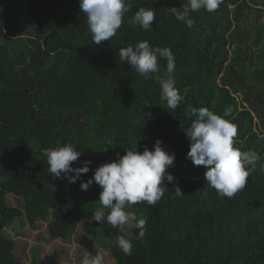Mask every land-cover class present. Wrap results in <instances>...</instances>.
I'll return each mask as SVG.
<instances>
[{
	"label": "trees",
	"instance_id": "16d2710c",
	"mask_svg": "<svg viewBox=\"0 0 264 264\" xmlns=\"http://www.w3.org/2000/svg\"><path fill=\"white\" fill-rule=\"evenodd\" d=\"M186 2L126 0L131 9L116 36L96 45L79 0H0V264L20 261L4 231L24 219L36 228L52 212L58 217L47 223L50 240H69L82 223L116 264H264V132L256 120L264 122V0H222L213 13L192 12V28L169 11ZM140 7L156 10L151 30L131 25ZM144 40L174 54L182 96L175 110L161 100L158 81L119 58L120 48ZM158 64L166 69L165 59ZM192 107L221 116L231 109L234 146L260 157L232 198L218 195L205 168L186 159ZM157 140L175 154L167 169L174 182H164L155 205H126L146 219L144 238L137 239L135 222L130 237L122 226L94 221L97 210L106 217L108 209L99 202L101 188L82 191L81 182L117 153L145 145L151 151ZM66 143L82 153L72 167L91 161L74 184L48 172V150ZM117 236L132 242L131 255L117 247Z\"/></svg>",
	"mask_w": 264,
	"mask_h": 264
},
{
	"label": "clouds",
	"instance_id": "9594fccd",
	"mask_svg": "<svg viewBox=\"0 0 264 264\" xmlns=\"http://www.w3.org/2000/svg\"><path fill=\"white\" fill-rule=\"evenodd\" d=\"M221 2L222 0H187L180 8L174 7L169 11L177 21L192 28L195 24L191 18L192 12L203 9L213 13ZM79 8L87 18L93 44L99 45L116 36L131 5L126 0H79ZM155 20L154 8L140 7L132 17L131 25H138L147 31L151 30ZM118 54L122 62L126 61L145 80L154 79L159 82L160 98L168 108L175 110L179 106L182 96L176 87L175 57L170 48L152 47L144 40L120 48ZM159 59L166 60V69L159 67ZM190 111L194 119L184 130L190 149L186 159L194 166L205 168L206 183L218 195L232 198L246 187L250 172L260 157L252 150L241 151L234 146L238 128L233 121L226 119L231 109H227L223 116L207 107H192ZM161 145L162 141L157 140L151 151L145 145L143 152L137 151L136 147L124 150L125 154L122 156L117 153L115 160L99 166L90 179L81 182L82 191H87L93 183L101 188L99 202L108 209V214L105 217L103 211L97 210L94 221L102 223L106 219L113 228L135 222L134 226L139 230L137 239L144 238L146 219L138 218L134 211H126V205L139 202L155 205L167 189L164 182H174V177L167 169L174 166L175 154L166 152ZM81 155V151H77L71 143L49 149V174L55 178L67 179L69 183H76L82 174L90 171L91 166V161H84L82 166L72 167L74 162H79ZM175 195H183L178 185L175 187ZM116 245L125 255L132 254V242L124 236L116 237ZM80 264H104V256H92L85 251Z\"/></svg>",
	"mask_w": 264,
	"mask_h": 264
},
{
	"label": "rangeland",
	"instance_id": "374dc122",
	"mask_svg": "<svg viewBox=\"0 0 264 264\" xmlns=\"http://www.w3.org/2000/svg\"><path fill=\"white\" fill-rule=\"evenodd\" d=\"M260 18V23H263ZM248 26L255 27L254 12L249 14ZM253 34V32H252ZM240 99V97H239ZM260 117H256L259 122L260 129L264 132V122L260 121ZM164 150L167 148H163ZM8 202L12 206H21V201L13 196H8ZM58 217L55 213H51L48 222ZM46 221L37 222L36 228L28 225L26 219L22 223L14 225L4 231V236L16 242V254L19 257V264H80L85 255V251L90 255L94 252L104 256V264H116L111 257L110 252L101 248L98 244L92 243L85 234L82 223L78 226L77 234L67 241L50 240L47 233ZM15 228H17L15 230ZM133 222L122 225L123 231L132 236L131 229ZM32 250H34V258L37 260L32 262Z\"/></svg>",
	"mask_w": 264,
	"mask_h": 264
}]
</instances>
